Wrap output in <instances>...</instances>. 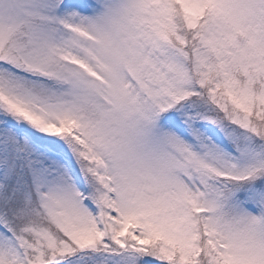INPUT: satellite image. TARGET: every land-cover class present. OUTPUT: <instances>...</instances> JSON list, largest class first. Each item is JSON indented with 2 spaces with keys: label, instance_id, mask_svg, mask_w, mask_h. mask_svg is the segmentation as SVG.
Wrapping results in <instances>:
<instances>
[{
  "label": "snow or ice",
  "instance_id": "6c2138e0",
  "mask_svg": "<svg viewBox=\"0 0 264 264\" xmlns=\"http://www.w3.org/2000/svg\"><path fill=\"white\" fill-rule=\"evenodd\" d=\"M0 264H264V0H0Z\"/></svg>",
  "mask_w": 264,
  "mask_h": 264
}]
</instances>
